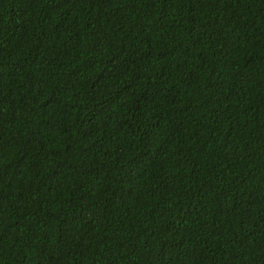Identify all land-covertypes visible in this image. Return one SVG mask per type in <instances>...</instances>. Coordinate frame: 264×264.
I'll use <instances>...</instances> for the list:
<instances>
[{"label":"trees","instance_id":"obj_1","mask_svg":"<svg viewBox=\"0 0 264 264\" xmlns=\"http://www.w3.org/2000/svg\"><path fill=\"white\" fill-rule=\"evenodd\" d=\"M0 264H264V0H0Z\"/></svg>","mask_w":264,"mask_h":264}]
</instances>
